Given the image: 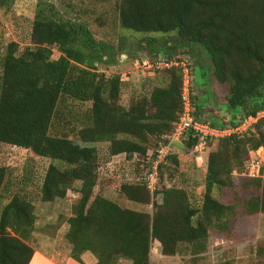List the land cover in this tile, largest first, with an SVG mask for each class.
Returning <instances> with one entry per match:
<instances>
[{
  "label": "trees",
  "instance_id": "16d2710c",
  "mask_svg": "<svg viewBox=\"0 0 264 264\" xmlns=\"http://www.w3.org/2000/svg\"><path fill=\"white\" fill-rule=\"evenodd\" d=\"M7 3L0 0V6ZM116 9L121 29L177 34L178 46L166 51L148 41L150 57H159L160 51L171 59L178 47L190 51L201 47L214 81L226 88L230 111L242 110L249 116L264 109V0H118ZM31 43L20 51L11 42L0 56V143L58 163L50 164L46 172L41 187L44 202L65 198L79 183L80 199L66 235L76 261L82 263L80 255L91 252L97 264H117L119 259L150 264L155 241L166 256H175L182 247L194 255L204 253L209 230H226L234 215L233 206L214 197L216 189L234 185L233 177L243 178L245 191H256L247 201V212L264 213V183L243 176L249 151L264 147L262 133L259 138L210 143V149L217 146L207 157L201 206L192 207L178 188L159 186L152 198L142 182L123 184L121 191L129 201L145 205L162 195L161 203L153 202L152 214L123 209L100 195L91 201L98 185V144H109L110 156L126 155L143 163V172L147 170L150 137H159L155 151L163 136L173 131L182 110V70H166V86L133 96L124 107L122 76L108 77L99 71L105 48L86 23L59 19L42 8L33 21ZM55 50L60 53L56 60ZM79 106L81 111L84 106L88 109L81 114L76 111ZM66 112L80 121V127L64 119ZM210 123L218 128L227 125ZM197 144V138L189 137L175 146L193 152ZM176 155L169 156L168 163H177ZM168 163L160 168V185ZM10 188L7 169L0 167V264H30L35 254L27 242L34 231L33 204L27 195ZM4 199L8 203L3 204Z\"/></svg>",
  "mask_w": 264,
  "mask_h": 264
},
{
  "label": "rangeland",
  "instance_id": "374dc122",
  "mask_svg": "<svg viewBox=\"0 0 264 264\" xmlns=\"http://www.w3.org/2000/svg\"><path fill=\"white\" fill-rule=\"evenodd\" d=\"M7 1L6 5L0 6V56L5 53L6 46L11 42L17 43L20 51L32 46L33 21L38 11L45 8L52 11L59 19L87 24L96 42L101 43L105 48V60L98 65L99 71L108 77L117 74L122 76L120 101L122 106L128 107L133 96L139 98L149 95L155 87L168 84L166 70L138 71L135 63L142 60L144 54L150 53L151 47L147 46L148 41H156L157 48L166 51L168 47L178 46L177 34H142L121 29L116 9L118 0ZM192 49L193 51H190L189 48L178 47L171 57H180L189 62L194 75V92L198 108L214 122L231 121L232 116L241 111L228 109L223 102L226 88L218 85L217 82L214 87L221 102L217 105L211 104L214 100V92L210 82V71L206 69L211 66L210 60L201 47ZM59 57L60 53L55 50L53 59ZM132 77L134 82L131 80ZM82 109L86 111L88 107L84 106ZM199 109L196 108L197 114L203 115ZM76 111L81 114L85 112L81 111L80 106ZM64 119L80 127V121L71 119L68 112ZM58 131L62 134L67 132ZM158 139L157 136L150 137L149 150L155 149ZM216 146L204 154H196L191 149L179 145L175 149L177 163H168L163 172L160 188L182 189L192 207L201 206L205 195L207 157L216 150ZM97 148L98 185L94 189L91 201L100 195L123 209L152 214L153 202L161 203L162 195L155 197L150 205H145L129 201L121 191L123 184L140 183L144 174L143 163H138L135 159L129 160L126 155L110 156L107 143L98 144ZM199 155L202 159L200 157L198 159ZM52 163L58 164L37 157L30 150L0 143V167L7 169L10 191L27 195L28 201L33 204L35 224L32 236L27 241L28 244L34 250L43 251L63 263L70 258L74 259L73 246L66 235L69 231V220L75 215L76 205L80 199V195L76 193L79 183L68 191L65 198L44 202L41 197V187L48 167ZM233 178L234 185L222 190L216 189L214 197L228 207L233 206L234 215L229 217L226 230L217 231L214 228L209 230L207 250L194 255L190 249L182 247L175 256H166L162 254L160 243L155 241L152 244L150 264H264V213L247 212V201L251 196L256 195V191L251 188L245 191L243 178ZM261 182L264 183V180ZM117 264H131V261L119 259Z\"/></svg>",
  "mask_w": 264,
  "mask_h": 264
},
{
  "label": "built area",
  "instance_id": "2783aa9c",
  "mask_svg": "<svg viewBox=\"0 0 264 264\" xmlns=\"http://www.w3.org/2000/svg\"><path fill=\"white\" fill-rule=\"evenodd\" d=\"M144 54V53H142ZM135 68L139 70H150L153 72L171 70L179 68L183 73L182 87V110L174 124L173 131L165 135L155 151L147 153L149 167L144 172L140 182L146 185L152 198L160 186V168L168 163V157L175 154L176 144L187 140L189 137L197 138L198 144L193 152L204 154L210 148V143L224 138L239 137L243 139L259 138L264 135V109L255 115H241L237 120L227 122L225 128L213 127L207 116H200L196 112V94L194 92V75L190 64L186 59L172 57L171 59L162 56L152 58L149 54H144L142 60L135 63ZM137 156H135L136 158ZM202 159V157L199 155ZM243 176L252 180H264V147L249 151V159L245 163Z\"/></svg>",
  "mask_w": 264,
  "mask_h": 264
},
{
  "label": "crops",
  "instance_id": "0c3cea01",
  "mask_svg": "<svg viewBox=\"0 0 264 264\" xmlns=\"http://www.w3.org/2000/svg\"><path fill=\"white\" fill-rule=\"evenodd\" d=\"M159 56H162L160 51H159ZM206 69L208 71H210V75H209L210 76V82H211L212 89H213V92H214V100L211 101V104L212 105H217L221 101H220V99H218L219 98L218 94L215 91V87H214L215 86V81H214L213 76H212L211 66L209 65V67H207ZM131 80H132V82H134V78L133 77H132ZM223 102L226 104V100L225 99L223 100ZM196 106H197V109H199L198 108L197 99H196ZM199 111L202 112V114H203V115H200V116H206V114L203 112V110L199 109ZM240 111L241 112H239L236 115L232 116L231 121L237 120L241 115L244 114V112L242 110H240ZM209 121L214 123V120L212 121V120L209 119ZM231 121H229V122H231ZM198 159H199V157H198ZM1 202L3 204H6V203H8V200L4 199V200H1ZM80 258L82 259V263H80V262H78V261H76V260H74L72 258H70V259L66 260L65 262L61 263L54 256L53 257L49 256L45 252L35 249V254H34L33 259L31 260L30 264H97V262H98L97 258L93 254H89V253H85L82 257L80 256Z\"/></svg>",
  "mask_w": 264,
  "mask_h": 264
}]
</instances>
